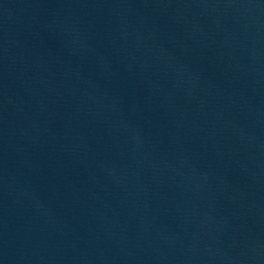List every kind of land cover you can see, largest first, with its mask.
<instances>
[{
    "label": "water",
    "instance_id": "95a60500",
    "mask_svg": "<svg viewBox=\"0 0 264 264\" xmlns=\"http://www.w3.org/2000/svg\"><path fill=\"white\" fill-rule=\"evenodd\" d=\"M0 264H264V0H0Z\"/></svg>",
    "mask_w": 264,
    "mask_h": 264
}]
</instances>
